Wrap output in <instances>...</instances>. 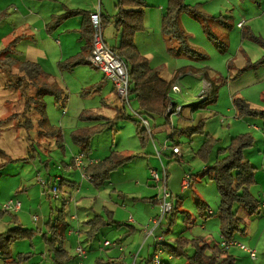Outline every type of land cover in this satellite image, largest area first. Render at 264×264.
I'll return each instance as SVG.
<instances>
[{
	"label": "rangeland",
	"instance_id": "1",
	"mask_svg": "<svg viewBox=\"0 0 264 264\" xmlns=\"http://www.w3.org/2000/svg\"><path fill=\"white\" fill-rule=\"evenodd\" d=\"M185 2L188 3L187 0ZM10 3L11 0H0V14H5L6 18L12 15L9 13ZM201 3H204V6H201L202 12L212 16L230 15L231 18L227 19L230 25L233 24L231 28L220 25H215L213 28L216 34L226 37L227 51L222 54L208 39L198 21L188 14L181 15L182 26L190 36L189 44L202 50L205 54L206 58L200 61L205 64L208 72L214 69L218 78L221 77L235 83L240 81L248 71H257L264 68L263 64L236 77L237 73L246 66L245 62L247 60L255 63L264 57L263 48L256 41L248 38L243 40L242 31L236 28L237 23L241 21L237 16L239 12L249 8L252 12L257 13V4L253 3V0H230V10L227 12L223 8L225 5L224 0L220 2L204 0ZM233 9L235 10L232 11ZM184 18L195 24L197 31L195 28H192L191 31L188 30L193 26H185ZM1 26L0 56L2 57L5 52L1 51L8 47L9 40L5 39L8 36L6 33L10 26L8 22L3 23ZM253 26L259 33L264 34V20L255 21ZM255 35L257 34L255 33ZM243 43H245V46L241 48ZM113 45V43H108L110 49L113 48ZM167 49L168 47L165 48V51L169 54ZM240 50L241 52H239ZM82 66H88L91 69L90 65ZM12 72L20 75L16 68H13ZM262 72L264 74V70ZM258 76V81L254 82L253 85L240 87L248 81L247 77H243L240 84L236 86L240 89L234 94L236 95L234 98H244L253 108L264 109V76L259 75V73ZM9 78L0 69V163H6L0 175V233L14 226V223H12L13 216L18 218L19 224L24 228L38 230L32 240H21L12 246L11 251L14 259H17L21 254L29 256L20 264H52L49 245L46 243L44 235L50 236L48 222H55L61 211L64 213L66 223H70L69 228L84 231L81 232L80 238L77 235L69 236L66 238L65 243V247L72 254V257L76 255V248L79 246L86 251L87 255L83 260V264H96L98 258L108 261L110 258L121 255L125 258L126 264H146L145 260L149 258V255L157 251L154 236L155 238L162 236L170 244H174L175 239L180 236L188 239L206 237L211 244H219L222 241L220 221L217 216L219 215L220 195L216 182L210 174L205 172V169L214 165L216 160L225 157L226 153H222L221 150L228 148L232 139L241 134H250L255 139L254 145L245 150V160L258 167L255 171V183L251 187V192L259 201L264 200V121L257 117L242 119L236 117L237 112L233 98L232 100L230 98V95L234 93V85L230 86L232 83L221 86L215 100L209 99L210 92V94H206L193 102L196 104L207 101L205 109L193 111L199 115L196 117L197 120L190 122L192 125H197L203 120L205 122L204 133L193 134V136L181 134L177 129L183 128L188 123H181V116L174 113L171 119L172 123L163 125L164 128L167 127L166 129L162 132L158 130L154 132L153 137L157 148H154L149 137L145 141V143L150 144L148 151L152 156L139 155L123 167L124 169L116 171L111 176L112 180L110 181L117 184V191H114L109 184L104 188L102 187L103 189L95 187L89 179L83 177L79 169L80 172L74 173L75 180L80 187L79 193L73 195L76 203L66 206L63 204L62 198L57 200L52 198V187L56 183L57 177L67 178L65 170L69 168L66 164H70L73 152H80V149L72 142L73 134L95 123L80 119L81 110L85 103L84 95L81 92L78 97L69 89L66 91L65 86L68 96L65 101L58 102L54 97L46 96L44 102L46 103L48 123L41 124L38 119V112L34 109L33 101L30 105L31 110L27 111L26 99L23 97L19 86H15ZM36 94L37 89L30 86L27 95L34 97ZM170 94L171 98L176 99L175 102L171 100L172 103L177 105L176 107L181 108L184 106L182 93L171 90ZM69 103L68 107L67 104ZM127 108V113L131 115L133 111L129 107ZM186 109L189 110L190 107L186 106L184 111ZM25 114L32 121L33 127L31 129L27 128ZM114 127L115 130H111V128L94 137L92 145H95V151L92 155L91 145L90 157L92 156L93 159L106 157L105 152L109 150L112 143L115 146H131L135 142L137 125L134 118L123 119ZM51 131L60 133V136H62L61 144L58 143V135H52ZM172 134L174 142L169 138ZM207 138H209L210 153L203 157L200 150ZM167 140H170L172 144L168 145ZM175 144L178 145L177 148L180 149L182 157L173 156ZM165 145L170 147L166 151L162 149ZM148 158H152L155 164L158 162L160 166L164 165L168 172V186L169 188L175 187L172 190L175 195L182 193L181 181L184 180L186 175H192L195 180L193 187L182 195L179 204L180 210L173 217L168 216V213H164L160 204L145 201V199H150L156 194L160 196V200L164 196V185L162 182H156L150 175L151 167L154 165L151 166V161ZM88 160L89 157L84 156L83 162L86 166H88ZM158 164L156 165L158 166ZM155 169L158 175L160 174L163 177L162 167H156ZM257 172H260V180L258 181L256 180ZM135 182L139 184L136 185ZM59 185L60 183L57 182L54 187L57 188ZM66 185H68V182L64 181L62 189ZM59 195L60 197L62 195L61 189ZM196 195L205 201L209 207L208 210L212 209L216 212V216L206 219L201 216ZM10 200L21 203V210L16 211L18 213L5 212L4 205H7ZM176 201L177 198H174V207ZM104 207L112 212L116 211V219L122 225L120 227H104L95 239H87L85 230L88 227L84 225V222L93 218L94 214L102 213ZM262 208L258 214L250 216L237 207V210L239 209L238 217L243 220L242 228L245 231L236 232L234 242L240 243L250 250H255L257 258L252 260L248 253L238 248V246H232L229 255L235 257L236 264H264V209ZM181 211L190 213V220L188 218L186 220L185 214ZM72 216L77 218L74 222L70 221ZM34 217H38V221L35 222ZM130 218L133 221L128 223ZM171 218H173L172 224ZM155 220L159 222H155ZM169 224L170 226H168ZM142 228L149 233L148 238L144 233L141 234L140 229ZM118 238L121 239L119 247H122L124 253L119 251V247L107 248L104 245L106 241L116 244ZM188 252L192 254L193 250L188 249ZM170 256L171 254L165 251L162 259L166 261ZM173 258L170 262L172 264H187L185 258Z\"/></svg>",
	"mask_w": 264,
	"mask_h": 264
},
{
	"label": "trees",
	"instance_id": "2",
	"mask_svg": "<svg viewBox=\"0 0 264 264\" xmlns=\"http://www.w3.org/2000/svg\"><path fill=\"white\" fill-rule=\"evenodd\" d=\"M117 6L118 12L114 16L115 21L112 22V24H114L119 32V44L111 50L124 62L128 69L130 77L129 100H136L139 102L142 113L138 115L148 122H150V119L154 116H162L164 114L172 116L167 113V109L169 107L176 109L177 105L173 104L169 97L171 82L162 79L159 71L151 68L149 60L139 52L135 43L136 34L145 30L146 3L143 0H117ZM95 11L96 10L93 12ZM93 12L87 14V12L81 10H67L63 15L53 16L51 22L47 25V30L51 32L58 29L63 21L71 17L85 15L81 29L79 30L81 38L85 41V45L77 56L61 62L59 64L60 69L72 70L78 66L88 65L85 58L87 54H91L93 48V27L90 20V15ZM184 13L198 21L208 39L222 54L226 53V37L216 34L213 29L215 25H220L225 28L233 27V24L230 25L229 20L225 18V16L208 15L201 11V4L191 6L186 4L185 0H167V6L162 18V36L167 44L169 55L174 58L184 57L192 61H200L206 58L202 50L189 44L188 40L190 36L183 28L180 19L181 15ZM4 18H6L5 14H0V23ZM101 23L102 29L111 24L108 19L102 20V17ZM242 37L243 40L248 38L252 41H256L264 49L263 37L255 35L252 29L245 24L242 26ZM13 44L14 42L1 51L5 52V55L2 57L0 56V69H2L3 74L10 77L9 80L12 81L15 86H19L23 97L26 99L27 111L31 110L30 105L33 101L34 109L38 112L39 122L41 124L48 123L44 98L46 96H52L58 102L65 101L68 98L66 91L56 82H50L51 77L46 74L37 63L23 60L20 54L12 48ZM263 64L264 57L255 63L247 60L246 66L237 73L236 77H239L247 70L256 69ZM13 68L18 69L20 75L14 74L12 72ZM185 70L187 69L178 70L176 76ZM202 72L207 75L208 69H202ZM227 81V79L221 77L212 79L210 81L212 88L209 99L215 100L219 88L226 84ZM30 86L37 89V94L34 97H29L27 95ZM233 103L236 108L237 118L257 117L264 121V109L253 108L247 100L241 97H235ZM206 106L207 101L192 104L189 107L195 112L205 109ZM181 113L182 109L179 115ZM25 116L26 124L28 126L27 128L31 129L33 127L32 121L27 117V114H25ZM81 118L86 121L99 123L92 128L80 129L73 134L72 142L80 149V155L82 157H89L91 144L96 135L113 127L117 121L128 118L133 119V116L120 114L118 112L114 120L100 123V116L84 111L80 116V119ZM134 121L136 125H138L137 130L139 134L144 138V141H146L149 137L148 130L141 126L140 119H134ZM169 123L168 120L166 124ZM204 123L205 122L202 120L197 125L176 129L181 134L193 136V134L204 133ZM51 134L54 136L57 134L59 140L57 141L61 144L62 136H60V133L51 131ZM172 137H174L173 134ZM254 142L255 139L250 134H241L233 138L229 147L221 150L222 153H226V156L222 159L216 160L214 165L205 169V172L210 174L211 178L216 182L220 195V205L218 210L222 241L219 244H211L206 237L188 239L184 236H180L175 239L174 244H170L165 240L158 241L156 250H163L164 253L165 251H168V253L171 254L170 257H172V259H174L173 257L185 258L187 264H236L235 257L229 255V251H224L221 248V243L223 241L234 242L235 233L245 231V229L242 228L243 220L238 217L239 209H242L248 215L252 216L261 211L263 204V201H259L251 192V187L255 183L256 168L251 165L249 161L245 160V150L251 148L254 145ZM175 147L178 146H174L173 148ZM209 147V138H207L200 150V154L203 157H206L210 153ZM138 156L139 155H126L123 153L112 152L109 156L99 162L88 165L83 173L92 178V184L95 187H103L110 179L113 172L119 170ZM70 164L71 166H76L75 158H72ZM5 166L6 163H0V175ZM64 181L65 180H62L60 182L58 189H62ZM145 201L154 202L155 200L150 198L145 199ZM197 203L201 216L205 217L203 214L208 210V205L199 196H197ZM237 207L239 208L238 210ZM179 210L180 205L177 203L173 210L168 213V216L173 217ZM181 212L185 214L186 220L187 218L190 220V213L186 211ZM12 223H14V226L3 233H0V261H2L0 264H20L23 260L28 259L29 256L23 254L19 255L17 259H14L11 251L12 246L21 240H32L38 233V230L27 229L20 225L16 216L12 217ZM172 223L173 218H171V224ZM85 225L88 227L86 231L87 238L93 240L104 227H120L122 224L120 221L114 219L112 211L105 209L103 215L94 214L92 219L85 222ZM48 226V233L50 236L48 237L47 234H45L44 238L49 245V254L51 255L52 264L77 263L78 259L76 255L75 257H72V254H70L65 247L68 224L65 221L63 211H61L60 216L55 222L49 221ZM168 226H170V224ZM188 249H192L193 253L190 254ZM153 255L147 258V264L152 263ZM170 260L167 259L164 261L162 259L161 264H170ZM96 264H123V261H104L102 259H97Z\"/></svg>",
	"mask_w": 264,
	"mask_h": 264
},
{
	"label": "crops",
	"instance_id": "3",
	"mask_svg": "<svg viewBox=\"0 0 264 264\" xmlns=\"http://www.w3.org/2000/svg\"><path fill=\"white\" fill-rule=\"evenodd\" d=\"M143 1L146 3L145 30L136 34L135 36L136 46L139 52L149 60L151 68L158 70L162 79L171 82V90L176 91L177 93L178 92L182 93L181 97L183 99L184 106L181 107L182 109V113L180 114L182 118L181 123H186V124L188 123V125H185L183 128L193 126L192 124H190V122L195 120L199 114L194 113L190 109L189 110L186 109V111H184L185 107L195 104L193 103L194 101L203 97L206 94H210L212 88L210 81L212 79H217L218 78L216 76L217 74L214 69H211V71H209L207 75L203 73L202 69L206 68V66L201 61H192L184 57L173 58L169 54H167V52L165 51L167 44L162 36V18H163L164 10L167 6V0H143ZM203 1L204 0H187V2L189 3L187 4L194 5L196 3V4H201V6L202 5L204 6V3H201ZM215 1L220 2L221 0H215ZM253 3L257 4L258 12L257 13L252 12L249 8H246L243 12H239V15L237 16L241 21L237 23L236 28L242 31V27L240 26V24H245L246 26H249L252 29L254 34L256 33L257 35L263 37L264 39V34L259 33L256 29H254L255 26H253V23L255 21L264 20V0H253ZM224 4L225 5L223 6V8L227 12H229L231 5L230 0H224ZM98 6H100L101 8L102 20L108 19L111 22V24H109L107 27L103 29L105 43L107 44V46L108 43H113L114 44L113 48H114L119 44V32L115 28L114 24H112V22L115 21L114 16L118 12L117 0H11L9 13L12 15L6 18L7 21L5 20L6 22H8L10 26L9 30L6 33V35L8 36L6 37L5 40H9L8 45L14 42L12 48L15 49L20 54L23 60L37 63L41 67V69L51 77L50 82H56L64 90L65 88L66 91L67 89H69L71 92H74V94H76L78 97L82 92V94L84 95L83 99L85 101L84 107L81 110L82 113L84 111L91 112L96 116H100L101 118L100 123H105L108 120H114L118 112L120 114L129 115V113H127V109H128L127 107H129L133 111L131 112L133 118L139 119L138 114L142 113L140 110L139 102L136 100H130L129 104L125 105L117 95L113 83L110 80H108L104 76V74L99 70L93 68L92 66L91 69H95V70L89 69L88 66H80V67L78 66L72 70L60 69L59 64L61 62L67 61L77 56V54L81 52L82 48L85 45V41L81 38V35L79 33L85 15L71 17L63 21V23L58 27V29L51 32L47 30V25L51 22L53 16L63 15L66 13L67 10H81L83 12H87V14H90L96 8H98ZM234 10L235 9H233L232 11ZM225 17L231 18L230 15L229 16L226 15ZM5 21L3 23H6ZM3 23L0 24V27H2L1 25ZM184 24L185 26L187 25L193 26L190 27V29L187 28L188 30L191 31L192 28H195V30L197 31V28L194 26L195 24L190 22L187 18H184ZM244 46L245 43H243L241 48H244ZM239 52H241V50ZM89 56L90 54H87L85 58L88 65H90L88 61ZM180 69H187V70L181 72L178 76H176L177 71ZM263 70L264 68H261L257 71H248L245 76L243 75V77H247L248 81L246 84L240 87L253 85L254 82H257L259 79L258 73L259 75L264 76V74H262ZM243 77L240 79V81L243 79ZM240 81L232 83L229 80L227 82V84L232 83L230 84V86L234 85L233 87L234 93L230 95L231 100L232 98L234 99V96H236L234 94H236L237 90L240 89L236 87L238 86V84H240ZM170 95L171 94L169 93V97ZM170 99L173 100L174 102L176 100L174 97L173 98L170 97ZM69 105L70 103L67 104L68 107ZM171 119L172 116H168L166 114L162 116H154L150 119L149 126L151 128V131L150 132L148 131V135H149V139L153 142L152 144L154 148H157L153 137L154 132H156L157 130L162 132V130L166 129L167 127L164 128L163 125H167L166 122L168 120L170 123H172ZM120 121H117L115 124H117ZM97 124L99 123L98 122L92 123L88 125L86 128H92ZM114 125L113 127H110L105 131H108L111 128H112L111 130H115ZM169 138L174 142V138L172 137V135ZM166 142H168V145L172 144L170 140H167ZM94 146L95 145H92V151H93L92 155L94 154L95 151ZM149 146L150 144H147V142L145 143L144 138H142V136L139 135V132L137 130V136L135 137V142L131 146L130 145L115 146V144L112 143V146L105 153L107 156H109L112 152H118L123 154L128 153L129 155H140V156L147 155L149 157L152 156L148 151ZM79 156H81L80 152L79 153L73 152L71 158H76ZM104 158L100 157L98 159H93L92 156L91 157L89 156L88 165L99 162ZM83 159L84 157H82L81 167H78L77 164L76 166H71V164H66L68 166L67 168H69L65 170L66 171L65 173L67 174V178L65 179L64 177L60 176L61 178L57 177L56 179V183L57 182L60 183L62 180L68 182V185H66L65 187H63V189H61L62 195L59 198V199L62 198L64 202L63 204H65L66 206L72 203H76V200L75 198H73V195L79 193L80 191V187L77 181L75 180L74 173L78 171L80 172L81 170L83 177L88 179L83 173L84 169L87 167L84 164ZM148 160L151 161V166L153 165L155 166V167L154 166L151 167V171H150L151 177H152V173L154 171H157L155 169L156 167L159 168L162 167L161 171L163 170L164 168L163 164L162 166H160L157 162L156 163L158 164L157 166L153 162L152 158H148ZM126 165H124L123 167H125ZM123 167H121L120 169H124ZM255 168L258 169V167ZM115 172H113L111 176ZM166 173H167V188L173 195L172 202L174 198H177L176 204L177 203L180 204V199L182 195H184L188 190H190L193 187V183L195 180L194 178H192L191 187L187 190L183 189L182 187L183 180H182L181 181L182 193L175 195L172 191L174 190L175 187L174 186L170 187L171 188L170 189L168 186L167 170ZM259 174L260 172L256 173L257 181L260 180ZM111 176L110 179L105 183L103 188L107 184H109V186H111V188H113L114 191H117L116 190L117 184L112 183L110 181L112 180ZM90 182L92 183V180H90ZM56 183L54 185H56ZM135 184L138 185L139 183L135 182ZM103 188L100 187V189ZM159 197L160 196L158 194H156L154 197H151L155 200L154 204H158V205L160 204ZM262 207H263L262 209H264V200ZM102 209L105 210L108 208L104 207ZM101 212L102 213L100 214L103 215L104 211ZM113 214H114V219L118 220L116 219V211H114ZM203 215L205 216L204 219H206L212 216H216V212L210 209L207 210V212H205ZM217 216L219 219V215ZM70 219H71L70 221L74 222L77 218L72 216ZM128 223L131 222L129 221ZM69 226L70 223H68V228L66 230V238H68L69 236L72 237L74 235H77L80 238L81 232L84 231L74 230L73 228H69ZM133 228L135 229V227ZM140 230H141L140 231L141 234L144 233V235H146V238L149 237L147 236L149 235V233L143 230V228ZM86 231L87 230H85V233ZM157 237L155 238L154 236L155 248L158 239L159 241L160 239H163V241L165 240L162 236L161 238L159 236L158 239ZM120 240H121L120 238L117 239L116 247H119ZM110 247H115V246H110ZM119 251L121 253H124L122 247H119ZM153 254L154 252L151 253L149 256ZM169 258L170 257H168V260H170ZM98 259H103V258H98ZM109 260L123 261V264H126L125 258H123L122 255L116 256V258H110ZM172 260L173 259H171L170 262H172ZM71 263L73 264L74 262Z\"/></svg>",
	"mask_w": 264,
	"mask_h": 264
},
{
	"label": "built area",
	"instance_id": "4",
	"mask_svg": "<svg viewBox=\"0 0 264 264\" xmlns=\"http://www.w3.org/2000/svg\"><path fill=\"white\" fill-rule=\"evenodd\" d=\"M96 11L93 12L90 15V20L91 24L93 27V40H92V52L88 58V61L92 67L95 69L99 70L104 74V76L110 80L115 88V91L117 95L119 96L120 100L125 104H129V86H130V77H129V72L124 64V62L117 56L115 55L112 50L107 46L104 40V35H103V29H102V23H101V14H100V6L95 9ZM242 27V24H240ZM181 111L180 107H176V109H172V107H169L167 109V113L173 115L174 113L179 114ZM139 119L141 120V125L143 128H146L150 132V126L149 122L145 120L144 118H141L138 115ZM170 147L165 145L163 150L166 151ZM173 154L182 157L181 151L179 148L175 147L173 148ZM158 155L160 153L158 152ZM76 164L78 167H81L82 165V157H76L75 158ZM163 177L159 174L157 171H154L152 173V177L156 182H162L164 185V196L160 200V205L164 213H169L173 210L174 204L172 202L173 195L167 188V173L165 168H163ZM85 175V174H84ZM86 176V175H85ZM89 180H92L91 177L86 176ZM191 180H192V175H186V177L183 180V189L187 190L191 187ZM53 193V199H59V189L58 188H53L52 190ZM169 199H171L169 201ZM5 212H11L15 211L13 213H16V211L21 210V203L19 201H14L10 200L7 205H4ZM38 217H35L34 220L38 221ZM132 218H130V222H132ZM155 222H159L158 220H155ZM163 239H160L162 241ZM105 247H110V246H117L115 243L112 244L109 241H106L104 243ZM232 246H238L241 250L244 252L248 253L250 255V258L252 260H255L257 258V254L255 250H250L246 246L237 243V242H226L223 241L221 243V248L224 251H230ZM163 250H157L155 254L153 255V261L151 264H161L162 259L161 255L163 254ZM86 251L82 247H77L76 248V257L78 259V262L75 264H83V260L86 258ZM172 259V257H170ZM135 264V263H134Z\"/></svg>",
	"mask_w": 264,
	"mask_h": 264
}]
</instances>
